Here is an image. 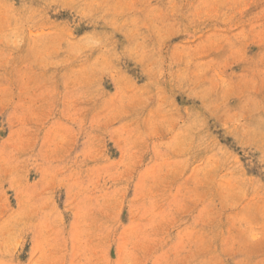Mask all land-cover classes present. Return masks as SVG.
I'll return each instance as SVG.
<instances>
[{
    "label": "rangeland",
    "instance_id": "374dc122",
    "mask_svg": "<svg viewBox=\"0 0 264 264\" xmlns=\"http://www.w3.org/2000/svg\"><path fill=\"white\" fill-rule=\"evenodd\" d=\"M0 264H264V0H0Z\"/></svg>",
    "mask_w": 264,
    "mask_h": 264
}]
</instances>
